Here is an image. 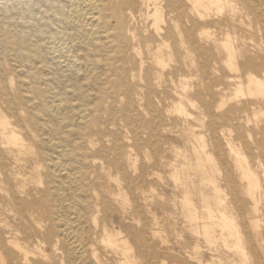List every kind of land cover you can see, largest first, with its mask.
<instances>
[{
	"label": "bare ground",
	"instance_id": "obj_1",
	"mask_svg": "<svg viewBox=\"0 0 264 264\" xmlns=\"http://www.w3.org/2000/svg\"><path fill=\"white\" fill-rule=\"evenodd\" d=\"M34 3L19 22L0 7V81L3 56L18 76L13 95L0 87V264H264V0ZM176 32L200 85L173 65ZM169 99L197 155L171 173L186 258L159 250L168 240L145 189L155 168L137 155ZM99 157L122 176L106 191Z\"/></svg>",
	"mask_w": 264,
	"mask_h": 264
},
{
	"label": "rangeland",
	"instance_id": "obj_2",
	"mask_svg": "<svg viewBox=\"0 0 264 264\" xmlns=\"http://www.w3.org/2000/svg\"><path fill=\"white\" fill-rule=\"evenodd\" d=\"M2 5H7L10 8L12 15H14L13 21L19 22L20 20L17 19L19 15L26 13L27 8L29 6H34L35 3L34 0H0V7ZM139 32L144 33V29L142 27H139ZM216 34L217 37L220 38L222 36L221 30L216 31ZM174 40L177 42V48L179 53L178 55H176L173 65L178 67L180 66L184 69L186 78L185 79L183 78L184 79L183 83L192 84L196 86L200 85L202 82V76L199 71L200 68L199 61L198 60L196 61V56H194L193 58L195 59V62L194 64H192L191 58L189 57L186 58L183 56L184 51L181 45L179 44L180 36L178 32L175 33ZM217 56H218L217 58L220 59V56L219 55ZM1 60L3 65L2 66L4 72L3 77L5 78V82L0 81V87L1 86L4 87L8 81H11L12 83H9L10 87L8 89L9 90L8 92L10 93V95H13L14 92L16 91L18 76L16 74L14 75L9 73L11 65L9 61H7L8 60L7 57L3 56ZM20 65H22V68L28 67L26 63ZM180 78L181 77H179V75H177V77L175 78L177 79L176 81L179 84V86H180L179 83ZM30 79H32V77H30ZM135 82L141 83L139 77L136 78ZM179 89H181V87ZM171 100L169 99L168 101H166V108L171 109V111L166 112L167 115H165V119H163V122L161 124L157 125L155 129L151 127L141 128V136H142L143 144L140 148H138L137 155H138V163L140 166L146 169L148 168V171H151L153 167L155 168L154 171H152L151 178L145 184V189L149 197V201L153 202L157 206V215H158V219H160L159 220L160 226H163L161 227L162 229H164L163 234L168 240L167 244H160L159 250L161 253H166L168 256L170 255V257L178 256L181 258H186L185 252L187 248H189L192 245L193 238L189 234V230L186 227H184L185 224L184 215L182 214L178 206H174L175 205L174 196L176 194H180V191L178 188L175 187L171 173H172V165L182 163L184 161L185 156H187L188 159L195 161L197 155L194 152L192 143L188 141L186 132L184 131V124L181 115H179L174 108L173 109L170 108L172 107ZM125 104H126V99H123L121 102H119L117 104L118 111H120ZM137 104L138 102H136V105ZM191 106L190 105L187 106L189 112L197 113L198 109L196 108V106H192V107ZM139 111L143 116H145V118H147V120L151 118V114H148L147 112H143L141 111V109H139ZM105 116L107 115L105 114ZM121 116H122L121 113L117 112V115L113 119L116 121L115 122L116 125L114 126V132L121 139H125L130 134L125 130L127 122L122 120ZM9 117L11 119L14 118L12 116ZM190 121L195 122V124H197L196 121H194L193 119H191ZM195 129L198 130L199 132L201 131L200 127L199 128L195 127ZM105 139H108L105 142L107 143L105 144V146L108 148V155L109 157H113L114 152L112 150V147L114 143V136L109 135ZM205 140L207 141L208 137H205ZM102 145L103 143L99 142L98 145L96 146L95 151L97 152L98 150H100L102 148ZM175 152L178 155H176ZM96 160L98 162V166L101 165L104 167L103 169L100 170L102 176L100 181L102 182L103 185L101 189L106 191L108 189V185L111 187H115L117 184L115 179L117 178L122 179L121 174L117 173L115 169L110 168L106 164V162L108 161L106 160V158L99 157ZM155 161H157V165H154ZM144 218L146 221H148V219L150 218L149 214H145ZM171 260L172 259L170 258V262Z\"/></svg>",
	"mask_w": 264,
	"mask_h": 264
}]
</instances>
